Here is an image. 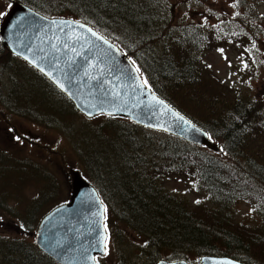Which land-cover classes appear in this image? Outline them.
<instances>
[{"label":"rangeland","instance_id":"obj_1","mask_svg":"<svg viewBox=\"0 0 264 264\" xmlns=\"http://www.w3.org/2000/svg\"><path fill=\"white\" fill-rule=\"evenodd\" d=\"M201 1L225 11L229 17L236 14L234 0H198ZM257 2L254 13L264 15V0ZM8 3L0 0V23ZM190 6L182 3L181 10H189ZM191 15L199 23L200 15ZM62 17L75 18L71 14ZM88 23L94 26L92 21ZM248 29L249 34L255 33L257 37H243V42L210 49L202 56L201 65L212 96L207 90L203 102L190 105L207 131L219 132L218 128L208 129L206 125L216 127L214 123L240 101L263 104L259 109L264 114V26L255 21ZM252 40L257 43L259 54L251 52ZM157 62L160 65L161 61ZM140 71L145 78V73ZM187 97L183 95L180 99L184 102ZM109 121L105 116L87 119L47 79L9 52L0 39V125L11 123L16 134L13 138V132L8 129L0 132V148L8 150L0 154V264H27L30 258H26L24 249L33 251L35 247L41 252L35 242L38 224L47 213L69 200L75 170L97 188L106 203L107 254L99 259V264H156L160 259H169L168 250L150 248L143 233L131 225L129 211L138 209L136 201L128 189L116 184H123L126 178L130 180L129 188L135 191L148 178L143 175V166L160 158L158 154L152 159L153 145L177 137L143 127L137 130L141 127L137 124V128L123 126L124 130L120 124L112 125ZM255 128L260 130V135H250L249 155L257 164L264 165V120ZM119 130H124L132 140L137 139L138 150L123 143V151L112 149L111 144L121 148V141L115 136ZM122 140L126 143V137ZM144 140L149 144L143 145ZM126 154L130 157L125 160ZM137 159L143 162L141 167ZM183 177L164 174L160 181L166 192L177 198L183 196L190 205L214 206L215 201L212 203L208 194L197 189L198 181L193 182L191 175ZM256 205L239 201L231 209L232 214L237 220L263 230L264 212L257 210ZM257 258L254 255V264H262V259ZM189 259L196 261L198 256L189 255Z\"/></svg>","mask_w":264,"mask_h":264},{"label":"trees","instance_id":"obj_2","mask_svg":"<svg viewBox=\"0 0 264 264\" xmlns=\"http://www.w3.org/2000/svg\"><path fill=\"white\" fill-rule=\"evenodd\" d=\"M18 1L50 17L71 14L80 20L92 21L95 28L104 32L142 69L147 83L160 97L202 128L205 124L190 105L203 102L202 97L205 99L204 95L209 91L206 71L201 65L202 56L210 49L243 42V37L252 38L255 33L249 34L248 28L255 21L264 26V15L254 13L257 0H234L236 14L232 17L221 9H214L211 3L198 0ZM182 3L190 4V9L181 10ZM192 13L200 15L199 23H195ZM246 21L249 24H245ZM250 44L253 45L251 52L259 54L255 48L257 43L252 40ZM157 60L161 61L160 65ZM183 95L188 96L184 102L180 99ZM262 106L253 101L237 102L214 123L216 127L206 125L208 129H219L215 133L209 131L226 155L208 149L204 151L205 147L181 139H164L159 145H153L152 159L158 154L160 158L156 163L143 166V175L148 178L143 179L145 182L140 183V187L133 191L126 178L123 184H116L128 189L136 201L138 209L129 211L128 208V220L143 233L150 248L168 250L169 260L194 263L202 256H218L254 264L253 257L257 255L264 264V229L237 220L231 210L237 202L249 201L264 212V165L257 164L249 155L252 152L250 135H260V130L255 127L264 120L259 109ZM105 117L111 120L109 123H118L124 130L123 126L138 127L125 119ZM124 130L115 134L121 141V148L111 144L112 149L123 151V143L129 149L138 150L137 139L132 140ZM125 137L126 143L122 140ZM145 144L149 142L144 140ZM129 157L126 154L125 160ZM139 164L141 167L143 162H137ZM164 174H175L180 178L191 175L193 182L198 181L197 189L208 194L212 203L215 201L214 206L200 203L193 206L183 196L177 198L166 192L160 181ZM32 249H24L26 258H30L27 264H57L42 251ZM189 255L198 256V259L190 260Z\"/></svg>","mask_w":264,"mask_h":264},{"label":"water","instance_id":"obj_3","mask_svg":"<svg viewBox=\"0 0 264 264\" xmlns=\"http://www.w3.org/2000/svg\"><path fill=\"white\" fill-rule=\"evenodd\" d=\"M0 38L4 47L40 71L87 118L105 115L127 119L222 152L207 130L145 84L126 52L91 24L48 17L24 2L11 0L0 23ZM105 223L106 205L99 191L75 170L68 202L41 219L36 246L58 264H98L97 257L106 255ZM157 264L192 263L160 260ZM198 264L244 263L229 257L203 256Z\"/></svg>","mask_w":264,"mask_h":264},{"label":"flooded vegetation","instance_id":"obj_4","mask_svg":"<svg viewBox=\"0 0 264 264\" xmlns=\"http://www.w3.org/2000/svg\"><path fill=\"white\" fill-rule=\"evenodd\" d=\"M9 119V118H8ZM6 129L10 130L11 132H13V138L16 136L15 132L13 131V126L11 123H7V122H4L0 125V132H4ZM1 145V144H0ZM8 150H1L0 148V154L2 153H7ZM3 157H5V155H3ZM7 160V159H6Z\"/></svg>","mask_w":264,"mask_h":264},{"label":"snow or ice","instance_id":"obj_5","mask_svg":"<svg viewBox=\"0 0 264 264\" xmlns=\"http://www.w3.org/2000/svg\"><path fill=\"white\" fill-rule=\"evenodd\" d=\"M93 34L95 35V33H93ZM101 39H102V37H101ZM221 51H222V50H221ZM33 63H35V61H33ZM48 75L51 76V73H48ZM57 83L59 84V81H57ZM144 83L146 84L147 81H145ZM59 86H60L61 88L64 87L63 84H59ZM108 114L111 115V113H108ZM104 228H105V230L107 229V225H106V224L104 225ZM104 251H105V254H107L106 238H105V248H104Z\"/></svg>","mask_w":264,"mask_h":264}]
</instances>
